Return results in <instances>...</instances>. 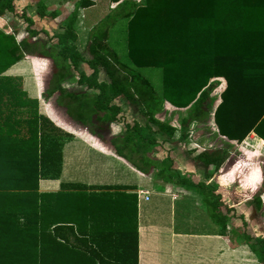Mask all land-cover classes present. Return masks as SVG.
<instances>
[{
    "label": "trees",
    "instance_id": "16d2710c",
    "mask_svg": "<svg viewBox=\"0 0 264 264\" xmlns=\"http://www.w3.org/2000/svg\"><path fill=\"white\" fill-rule=\"evenodd\" d=\"M112 2L116 4L92 27L83 50L77 45L76 20L78 8L90 6L91 0H75L52 45L36 37L39 32L29 28L28 17L18 41L0 30V264L138 263L131 187L105 184L96 191L76 182L68 185L72 189L61 184L57 191L39 190L40 179L61 175V138L67 133L39 112L38 100L28 97L20 76L3 74L24 55L38 59L36 78L48 110H62L67 121L94 136L116 120L120 107L115 98L135 106L144 117L142 125L126 124L122 134L95 143L146 177L180 183L198 194L220 231L229 227L232 209L220 208L221 196L207 182L223 170L227 147L193 155L205 168V180L197 183L181 177L170 159L158 160L151 153L158 136L184 139L191 123H204L211 113L220 135L240 142L253 131L264 140V0ZM36 5L40 17L59 14L54 9L46 15L42 1ZM14 9V0H0V19ZM110 35L113 44L122 43L130 65L106 46ZM82 62L92 72L79 71L75 83L85 88L69 90L65 82ZM152 71L159 73L158 80ZM100 72L107 81L98 80ZM219 78L225 86L214 104L211 93ZM164 102L181 112L178 125L157 118ZM263 193L264 182L248 196L264 215ZM241 239L264 263V240L248 234Z\"/></svg>",
    "mask_w": 264,
    "mask_h": 264
},
{
    "label": "rangeland",
    "instance_id": "374dc122",
    "mask_svg": "<svg viewBox=\"0 0 264 264\" xmlns=\"http://www.w3.org/2000/svg\"><path fill=\"white\" fill-rule=\"evenodd\" d=\"M37 1H42L46 5V15L54 9L57 10L59 14L55 18H51L48 16L40 17L37 13ZM91 1L92 4L90 6L85 8H78L76 32L77 45L81 50H83L86 46L92 27H94L98 23V21L103 18L116 4L115 2H112V0ZM138 1L140 4H142L145 0ZM61 2L64 1L14 0V12L9 13L3 17V22H1L2 31H7L10 33L15 32V39H21V37L25 34V28L27 25L25 17H28L32 21V25H29V28L39 32L36 37L45 41L47 45H52L56 42V38L54 35L61 31V29H59V23L72 10L75 0H69V2L64 5H62ZM104 43L107 47H109L116 53V56L120 60V62L130 65V63L127 62V59L123 55L122 43L118 45L113 44L111 35L109 36V39L107 38ZM27 58H29L33 65L36 67L37 72V65H39L37 64L38 59L33 56H28ZM79 71H84L87 74H90L92 72V70L86 63H80L78 68L76 70H73V76H71L65 82V85L69 90L80 91L85 88L84 86L75 83ZM152 74H154L152 75L153 80H158L159 73L157 71H152ZM98 80L107 81L108 79L102 72H100L98 74ZM219 82L220 83L218 84V86L211 93L216 97L214 104L219 101L220 92L225 85V81L222 78H219ZM88 92L96 93L97 91L94 89H89ZM113 102L117 103L120 107V111L117 115L116 120L109 122L104 130H97L95 136L89 133L86 128L81 127L78 123H65L64 119H69L62 110L57 109L54 111L52 109L49 111V113L45 111V115H50L58 125H63L69 131L67 134H65V136H62V143L71 139V136L74 135L81 139L83 144L82 160L84 161V168L86 169L82 171V174L80 173V178H82L81 180L85 183H89L85 184L87 187H89L88 190H101V186H96V184L93 183H96V181L98 182V180H100V177L102 176V178H104V180L107 182L114 181L117 183H130L134 181V177L130 173L122 170V168L120 167L113 168V170L108 173L106 172L109 170L108 164H113L112 159L114 158L111 156V154L110 156H104L100 154L97 157L95 156L94 151L89 152L90 150L88 149V147H94V149H98V147H101L100 144L95 143L96 139L107 141L112 136L122 134L125 130L126 124L138 122L140 125H142L144 123V117L136 110L135 106L129 104L120 97L115 98ZM180 113V111H178L168 102H164L163 110L157 113L156 116L161 120H168L172 124L178 125L177 118ZM214 129L215 127L213 126V122L210 117L204 123H191L187 128V137L184 139L176 137L167 139L165 136H158V145H156L151 155L158 160L170 159L172 167L177 169L181 177H187V175H195V177H191V180L193 179L192 181H194V183H197V180L203 179L205 169L202 167V164L193 160V155L197 156L199 153L207 149L215 148L217 146H227L224 142L225 139L209 135V133ZM251 142L253 141H251L250 138L249 143ZM245 144L246 143H244V145H241L243 146L242 152L239 151V148H237L238 145L235 143L229 146L230 148L228 158L222 167L223 170L218 173V176L221 177V180L218 179V183L213 186L215 187L216 192L220 194L221 200L223 201V205L220 208H222L223 210H225L226 208L232 209L228 211V215H230L229 225L230 227H234L236 229L237 236L235 234H231V236H229L230 240L237 241V239H241V234H248L253 237H261L264 240V215L255 210L248 196V192L250 190L257 186H260L264 182V156L263 154H261L264 151L260 150L261 147L259 146V143H257V146L253 148ZM261 146L263 145L261 144ZM86 148L88 151L86 150ZM234 160L239 161L238 165L236 166V168L238 167V169L236 170V174L233 172V169L228 172V170L231 169V164L234 162ZM254 161H257L256 163L259 164V172H256L251 165V162L255 163ZM92 163L100 164L98 166V169L96 170L99 171V177H96L97 174H95L94 176L95 170L88 168L87 165ZM123 163L127 165L125 162ZM135 172L142 177H145L142 178L143 182L141 183L145 184L146 182V184L150 186V191H155L157 190L158 185L165 184L162 180L155 179L150 174L149 177H146L140 174L138 171ZM230 174L232 175L231 177ZM207 182L209 184H212L209 180ZM179 184L180 183L173 185L174 192H177L181 196L184 195L183 197H185V199H188V201L190 202V208H193L196 203L199 204L196 200V195L189 194V192L191 193V190L188 191V189ZM152 195L154 196L153 193ZM262 199L264 206V193L262 194ZM196 240L199 241V244L201 245V239ZM196 240L192 239L191 243L194 242V245H198V243L196 244ZM241 247L249 251V248H247L245 244L241 243ZM238 248L240 247L236 246L235 250H237ZM212 253H214L213 249ZM243 255L244 257H246L245 253L242 254V256ZM252 256L255 255L253 254Z\"/></svg>",
    "mask_w": 264,
    "mask_h": 264
},
{
    "label": "crops",
    "instance_id": "0c3cea01",
    "mask_svg": "<svg viewBox=\"0 0 264 264\" xmlns=\"http://www.w3.org/2000/svg\"><path fill=\"white\" fill-rule=\"evenodd\" d=\"M63 1L64 2H61L62 5L69 2V0ZM1 22H3V18L0 19V30H2ZM4 32L12 34L13 36L15 33L7 31ZM16 41L18 40L16 39ZM27 57V55H24L20 60L8 66L3 74L8 76H20L22 78V89L26 92L29 98L38 100L39 112L45 115V111L49 113L50 110H48L45 101L40 98V87L36 78V67ZM51 105L55 107L53 104ZM52 109L54 111L57 110V108ZM210 117L213 122L212 113ZM64 122L71 123L66 119H64ZM213 126L215 127V131H211L209 135L225 139L224 142L227 146H217L211 149H220L225 147L229 149L230 147L228 145L231 146L235 143L238 145L237 148H239V151L242 152L243 146L241 145H244V143H246L247 146L249 145L251 148L257 146V143H259V146L261 147L260 150L264 151V140L253 131H250L242 141L238 142L220 135L214 123ZM60 127L64 132H69L63 125H60ZM250 138L251 141H253L251 143H249ZM261 144L263 146H261ZM88 149L90 150L89 152L94 151V154L97 157L100 154L104 156H110L111 154L114 158L112 159L113 164H108L109 170L106 171L107 173L112 171L113 168L120 167L122 170L130 173L134 177L133 182L117 183L114 181L107 182L104 178H102V176L98 182L96 181V183L94 182L93 184H96V186H104L105 184H126L128 187H131L127 190L136 194L138 240L137 264H261L255 256H252L253 253L250 250L248 251L247 249L245 250L241 247V243H245L240 238L239 240L237 239V241L230 240L229 236H231V234H235L237 236V232L234 227H230L229 225L228 229L224 233L220 231L219 226L209 218L206 211L200 204V196L198 194H195L192 191L191 193L189 192V194L196 195V200L199 203H196L193 208H190L191 205L188 199H185V197H183L184 195L181 196L177 192H174L172 183H165L164 185L160 184L158 185L160 187L157 186V190L150 191V186H148L146 182L145 184L141 183L143 182L142 178L145 177L137 174L135 172L136 170H133L134 168L130 165H125L120 159L114 157L111 152L101 150L99 147L98 149L88 147ZM61 151L62 168L60 177L58 179H40V191H57L60 190L61 184H64L65 186L76 182L89 184L85 183L81 180L82 178H80L82 171L86 169L84 168V161L82 160L83 144L81 139H79L76 135L71 136V139L62 143ZM261 154L264 156V152ZM256 162H251V165L256 172H259V164ZM238 163L239 161L234 160L231 164V168L235 174L237 173L236 170L238 167L236 168V166ZM99 165L100 164L98 163L87 165L89 169L95 170L94 176L97 174L96 177L100 176L98 174L99 171H96ZM209 169H211V167H209ZM231 176L232 175L230 174V177ZM187 177L191 179V177H195V175H187ZM220 178L221 177L218 176V173H215L208 180L212 183V185H216L218 183L217 181H219L218 179ZM203 180H205L204 174L203 179L197 180V182ZM68 188L72 189L70 186H68ZM139 190L147 191L148 195L151 193L149 198L146 200L144 199V196L139 197ZM232 229H234L235 232L232 231ZM192 239H201V245L197 240L196 244L198 243V245H194V242V244L191 243ZM236 246L240 248L235 250ZM212 249L214 253H212ZM243 250L246 257H244V255L242 256V254H244Z\"/></svg>",
    "mask_w": 264,
    "mask_h": 264
},
{
    "label": "built area",
    "instance_id": "2783aa9c",
    "mask_svg": "<svg viewBox=\"0 0 264 264\" xmlns=\"http://www.w3.org/2000/svg\"><path fill=\"white\" fill-rule=\"evenodd\" d=\"M138 196L139 197L144 196V199H146V200L149 198L148 192L147 191H143V190H139L138 191Z\"/></svg>",
    "mask_w": 264,
    "mask_h": 264
}]
</instances>
